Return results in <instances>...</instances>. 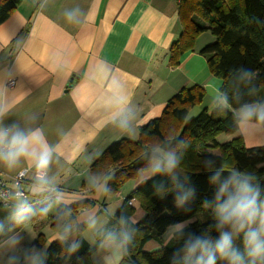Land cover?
Segmentation results:
<instances>
[{"label":"crops","instance_id":"1","mask_svg":"<svg viewBox=\"0 0 264 264\" xmlns=\"http://www.w3.org/2000/svg\"><path fill=\"white\" fill-rule=\"evenodd\" d=\"M179 0H23L0 24V136L9 144L14 135L39 139L38 148L51 152L44 179L36 178L30 152L9 164L0 155V177L9 180L25 171L24 200L0 205V264H44L50 243L60 234L51 223L60 206L92 202L76 216L84 225L83 240L93 247L96 233L142 182L160 171L141 172L113 196L106 183L90 174L91 164L112 143L133 140L140 126L158 118L166 102L182 87L200 85L212 98L203 107L222 103L221 81L213 77L198 53H184L176 67L169 49L181 33ZM212 37V36H211ZM10 81L13 87H8ZM204 100V99H203ZM263 105L237 110V133L246 148L264 146V128L250 120ZM249 110L240 115L238 112ZM253 112H252V111ZM226 136V135H225ZM220 138V137H218ZM132 224L144 212L130 200ZM46 204V214L21 226L18 219ZM193 220L176 225L182 229ZM167 232V231H166ZM174 232L163 236L165 246ZM166 234V233H165ZM39 235V248L32 244ZM75 235L69 237L74 245ZM155 241L147 253L161 249ZM125 232L115 229L90 256L91 264H119L125 253Z\"/></svg>","mask_w":264,"mask_h":264},{"label":"trees","instance_id":"2","mask_svg":"<svg viewBox=\"0 0 264 264\" xmlns=\"http://www.w3.org/2000/svg\"><path fill=\"white\" fill-rule=\"evenodd\" d=\"M22 1L0 0V24ZM178 20L181 33L170 46L169 65L178 66L180 57L194 50L196 39L209 33L213 41L198 53L205 58L210 74L221 81L222 103L215 102L210 110L203 107L188 118L192 108L201 105L205 90L195 84L182 87L158 118L139 127L137 140L110 144L89 169L95 180L106 183V195L113 196L141 172L160 171L130 193L112 220L96 233L93 247L82 238L84 225L75 221L92 202L60 206L51 223L60 239L49 244L44 264H91L90 256L98 244L117 228L125 232L126 239L119 264H205L207 257L201 259L199 248L190 256L189 249L206 246L215 253L224 235L243 255L244 264H264V255L248 256L244 244L245 234L258 227L264 213V146L246 148L238 135L218 141L221 135L237 133V110L264 104V0H179ZM248 118L264 128L263 119ZM170 159L176 164L168 171ZM245 195L255 200L256 219L243 229L238 224H221L222 213ZM132 199L144 212L136 224L129 221L133 208L128 202ZM45 214L46 204L15 224L21 226ZM190 220L162 246L170 227ZM71 235L76 237L73 246L69 244ZM43 241L39 235L32 248H39ZM149 241L161 249L144 252ZM215 264L229 261L216 255Z\"/></svg>","mask_w":264,"mask_h":264},{"label":"clouds","instance_id":"3","mask_svg":"<svg viewBox=\"0 0 264 264\" xmlns=\"http://www.w3.org/2000/svg\"><path fill=\"white\" fill-rule=\"evenodd\" d=\"M264 118V114L261 115ZM3 142V136H0V143ZM39 139L33 134L32 138L14 135L9 144L8 151L4 159L9 163H15L21 156L28 155L31 146V155L35 160V167L39 173L38 179H44V173L48 168L51 160V152L48 150H40L38 148ZM176 161L170 159L167 165V170L171 171L175 166ZM158 170V167H157ZM255 200L249 199L246 195L241 196L230 211L222 213L221 224L233 223L238 224L240 229H243L245 224H251L257 217V211L254 207ZM245 249L248 256L256 258L264 255V213L259 216V224L255 230H250L244 237ZM199 248L201 252V259L207 257L205 264H215V257L219 255L222 259H228L229 264H244V257L241 253L237 252L233 247L232 240L228 235H224L219 244L216 246L215 253L208 250L206 246H193L189 249L187 255L197 251ZM199 264V261H198Z\"/></svg>","mask_w":264,"mask_h":264},{"label":"built area","instance_id":"4","mask_svg":"<svg viewBox=\"0 0 264 264\" xmlns=\"http://www.w3.org/2000/svg\"><path fill=\"white\" fill-rule=\"evenodd\" d=\"M14 82L10 81L8 87H13ZM8 144L0 145V155L7 153ZM38 171L35 173L36 178H38ZM25 171H20L14 177L6 180L0 177V205L3 207H10L13 205L14 200H24L27 196L25 189ZM131 204V201L128 202Z\"/></svg>","mask_w":264,"mask_h":264},{"label":"rangeland","instance_id":"5","mask_svg":"<svg viewBox=\"0 0 264 264\" xmlns=\"http://www.w3.org/2000/svg\"><path fill=\"white\" fill-rule=\"evenodd\" d=\"M200 41H202V42H204L205 44H209V43H211L212 41H213V37H211V35L209 34V33H204L201 37H200ZM212 98H210L209 96L207 97L206 96V98L204 97V100L202 101V103H201V105H199V106H195L194 108H192V110L190 111V113H189V115H188V118H192V117H194V116H196L200 111H201V109L203 108V105L204 106H206V104L209 102V100H211ZM258 109H262L261 111H259L258 112V114H260V115H262V114H264V104H263V106H261V108H258ZM249 110H242V111H240V112H238V114H244V112H248ZM252 111V110H251ZM253 112V111H252ZM137 138H138V136L137 137H135V139H133L134 141L135 140H137ZM227 136H225V135H221L220 136V138H218V141L220 142V143H222V142H225V141H227ZM176 229H177V227H176V225L175 226H172V227H170L168 230H167V232H166V234H165V236H167L170 232H175L176 231Z\"/></svg>","mask_w":264,"mask_h":264}]
</instances>
